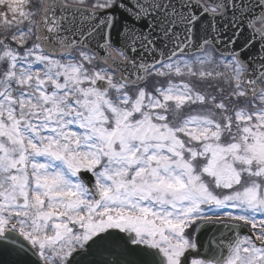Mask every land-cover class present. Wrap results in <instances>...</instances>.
I'll return each mask as SVG.
<instances>
[{"label": "snow or ice", "instance_id": "obj_1", "mask_svg": "<svg viewBox=\"0 0 264 264\" xmlns=\"http://www.w3.org/2000/svg\"><path fill=\"white\" fill-rule=\"evenodd\" d=\"M0 264H264V0H0Z\"/></svg>", "mask_w": 264, "mask_h": 264}]
</instances>
